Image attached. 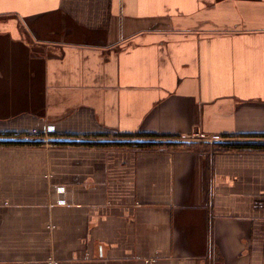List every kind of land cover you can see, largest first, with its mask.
Segmentation results:
<instances>
[{
  "label": "crops",
  "instance_id": "crops-1",
  "mask_svg": "<svg viewBox=\"0 0 264 264\" xmlns=\"http://www.w3.org/2000/svg\"><path fill=\"white\" fill-rule=\"evenodd\" d=\"M0 139V264H264V0H0Z\"/></svg>",
  "mask_w": 264,
  "mask_h": 264
},
{
  "label": "trees",
  "instance_id": "trees-1",
  "mask_svg": "<svg viewBox=\"0 0 264 264\" xmlns=\"http://www.w3.org/2000/svg\"><path fill=\"white\" fill-rule=\"evenodd\" d=\"M134 139L133 141H129L128 143H131V145L133 146H150V145H154V144H157V143H150V142H142V141H138L137 137H134V136H129L125 139ZM226 138V137H224ZM142 139H154V138H150V137H145V138H142ZM128 143H125V144H128ZM222 146L224 145V147H233V146H236V144L232 143V142H227L226 144H221ZM242 146L241 147H248L249 149L250 148H254V149H264V144H253V145H250V144H241Z\"/></svg>",
  "mask_w": 264,
  "mask_h": 264
},
{
  "label": "water",
  "instance_id": "water-1",
  "mask_svg": "<svg viewBox=\"0 0 264 264\" xmlns=\"http://www.w3.org/2000/svg\"><path fill=\"white\" fill-rule=\"evenodd\" d=\"M1 142H9V140H6V139H0ZM117 141V140H115ZM121 141V140H119ZM127 142L131 141L130 139H127L125 140ZM138 141H142V142H155L157 141L156 139L155 140H151V139H142V140H138ZM161 141H166V142H170V143H183V142H192L193 140H185V139H162ZM230 141V140H229ZM228 141V142H229ZM122 142V141H121ZM214 142V141H212ZM230 142H233V141H230ZM237 142H240V141H237ZM244 142H250V143H263L264 141H257V140H251V141H244ZM51 143V141H50Z\"/></svg>",
  "mask_w": 264,
  "mask_h": 264
},
{
  "label": "built area",
  "instance_id": "built-area-1",
  "mask_svg": "<svg viewBox=\"0 0 264 264\" xmlns=\"http://www.w3.org/2000/svg\"><path fill=\"white\" fill-rule=\"evenodd\" d=\"M30 134H32V135H40V133L37 130H33Z\"/></svg>",
  "mask_w": 264,
  "mask_h": 264
}]
</instances>
